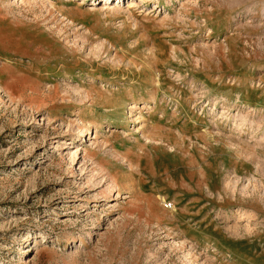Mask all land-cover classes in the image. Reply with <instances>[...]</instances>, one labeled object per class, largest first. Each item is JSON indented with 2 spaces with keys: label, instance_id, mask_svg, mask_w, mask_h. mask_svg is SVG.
<instances>
[{
  "label": "rangeland",
  "instance_id": "374dc122",
  "mask_svg": "<svg viewBox=\"0 0 264 264\" xmlns=\"http://www.w3.org/2000/svg\"><path fill=\"white\" fill-rule=\"evenodd\" d=\"M0 264H264V0H0Z\"/></svg>",
  "mask_w": 264,
  "mask_h": 264
},
{
  "label": "bare ground",
  "instance_id": "6f19581e",
  "mask_svg": "<svg viewBox=\"0 0 264 264\" xmlns=\"http://www.w3.org/2000/svg\"><path fill=\"white\" fill-rule=\"evenodd\" d=\"M109 7V6H108ZM32 68V67H31ZM13 73V71H12ZM12 73H9L10 77H11V80H13L12 82L14 83V80H16V83H18L19 87L23 90H26V91H29V89H31L32 91L35 92V95L37 97V99H40L41 98V92H40V88H39V82H37V80H34V79H31L27 76H22V74H18V73H15V74H12ZM161 75H159L157 78H156V83L159 84L161 82V78H160ZM31 77V76H30ZM15 83V85H16ZM104 100H105V103L108 104L109 106L113 107L114 109H120L121 105H122V98H118V97H114L112 95H103L102 97ZM147 110V112L145 113H150L151 111V108L152 107H145ZM144 108V109H145Z\"/></svg>",
  "mask_w": 264,
  "mask_h": 264
}]
</instances>
